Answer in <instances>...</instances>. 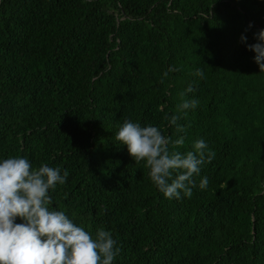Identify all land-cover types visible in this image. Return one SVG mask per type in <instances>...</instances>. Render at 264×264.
Here are the masks:
<instances>
[{"label":"trees","instance_id":"trees-1","mask_svg":"<svg viewBox=\"0 0 264 264\" xmlns=\"http://www.w3.org/2000/svg\"><path fill=\"white\" fill-rule=\"evenodd\" d=\"M260 29L264 0H0V161L66 169L49 209L109 231L112 264H264ZM184 99L199 100L187 116ZM125 120L215 152L191 198L158 190L115 138Z\"/></svg>","mask_w":264,"mask_h":264},{"label":"clouds","instance_id":"clouds-1","mask_svg":"<svg viewBox=\"0 0 264 264\" xmlns=\"http://www.w3.org/2000/svg\"><path fill=\"white\" fill-rule=\"evenodd\" d=\"M251 27L249 23L248 28ZM254 36L257 42L246 46L255 52L254 60L260 71H264V29ZM240 39L247 41L243 34ZM193 75L203 78L204 72L197 68ZM194 91L190 84L180 95L184 97ZM198 105V99H184L177 111L187 116L186 110ZM180 118L179 114L165 117L177 133H186V126L178 123ZM115 138L127 145L136 164L145 162L151 181L168 199H180L182 193L191 198L192 189L196 187L193 177L200 174L202 165L211 163L215 157L214 151H207L203 139L195 141L194 151L186 154L170 151V144L173 147L184 145L183 135L173 141L157 126L142 127L130 120L124 121ZM60 172L59 168L46 164L33 170L24 157L0 161V264H112L119 254L120 248L115 247L116 240L109 231L100 229L93 238L63 211L49 209L52 203L49 190H54L57 184H65L69 176L66 169L63 175ZM208 184L205 176L199 188L206 189ZM17 217L21 218V223L15 222Z\"/></svg>","mask_w":264,"mask_h":264}]
</instances>
